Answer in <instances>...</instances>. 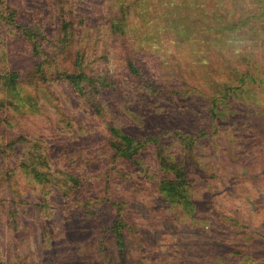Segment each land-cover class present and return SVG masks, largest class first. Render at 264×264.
I'll return each instance as SVG.
<instances>
[{
  "label": "rangeland",
  "instance_id": "rangeland-1",
  "mask_svg": "<svg viewBox=\"0 0 264 264\" xmlns=\"http://www.w3.org/2000/svg\"><path fill=\"white\" fill-rule=\"evenodd\" d=\"M64 5L65 15L58 0L0 4L40 35L37 58L35 40L0 22V74L19 73L16 90L0 91V264H113L115 238L101 254L100 236L119 206L136 262L264 264V0ZM79 53L110 78L102 112L57 77ZM111 127L156 137L185 162L193 207L164 200L153 140L137 166L114 154ZM29 158L85 182L65 195L23 169Z\"/></svg>",
  "mask_w": 264,
  "mask_h": 264
},
{
  "label": "trees",
  "instance_id": "trees-1",
  "mask_svg": "<svg viewBox=\"0 0 264 264\" xmlns=\"http://www.w3.org/2000/svg\"><path fill=\"white\" fill-rule=\"evenodd\" d=\"M62 7V13L65 15L66 13V0H58ZM3 0H0V4H2ZM5 4V1H4ZM0 22L4 27L14 28L19 27V31L26 36L29 40H35V50H34V56L39 58L40 55V49L38 47V37L40 35H37L35 31L32 28L29 27H22L18 26L16 24L15 15L13 13L5 14L6 9H0ZM10 13V12H9ZM62 23L64 24V34L66 41L69 44H72L73 36H74V23L71 20L62 19ZM116 23V21H115ZM115 26H117L115 24ZM120 29V28H119ZM37 38V40H36ZM66 46L63 47L65 49ZM77 69L75 71H61L59 70L57 72V77L59 80L68 82L73 89H75L79 94L85 96L88 98V100L92 103L93 106L96 107V110L99 112H102V98L103 96V89L102 87L107 86L110 82V78L107 75H104L102 73H94L95 69H89L91 64L88 63L87 57L84 55V53H79L77 59H76ZM37 68L41 72V80H44L45 82L48 81V77L46 74V69L43 65L42 61L37 62ZM131 72L139 77H145L146 74H144L140 68H137L135 65L131 66ZM19 78V73L16 71H12L7 74L3 73L0 74V91L3 92L6 91L10 94V92L7 90L14 91L17 89V81ZM157 87H154L153 85V91L156 93ZM223 95H228L227 93H224ZM4 99H0V114L3 111L4 108ZM111 137H110V146L112 147V150L114 151V154L117 157H121L125 160L133 161L134 164L137 166H141V156L144 151H146L148 144L153 140L156 144V151H157V157H158V168L161 172V181H160V192L162 196L164 197V200L166 202H170L172 204L184 207L185 209L191 208L194 205L193 200V184L192 179L189 176V171L186 168V164L183 161H177L171 159L170 156L166 154V150L164 149V146H158V138L154 137H146V138H139L137 136L131 135L129 133H122L118 128L111 127L110 128ZM188 143V142H187ZM186 143V144H187ZM25 167L23 169L32 174L36 181L44 183V184H50V183H56L59 187L62 188L61 190L65 195H68L70 191H72L75 188H78L80 185H83L85 182L83 178H81L79 175L74 173L73 171H58V175H54L52 169H49L46 171L44 170L45 167H48L45 162L41 159L32 158V160L29 158V163L24 164ZM42 167V168H41ZM61 182L62 184L58 183ZM112 204L115 205H122L120 202H112ZM98 210V208L96 209ZM122 211V210H121ZM120 211L119 206V213L114 219V222L111 226L106 227V233L100 236V242H101V254L107 252L106 249V237L108 235H112L115 238L114 243V250L115 252L111 255V257H114L113 264H146L141 260H138L137 262L132 260V255L129 252L128 248V241L126 237V228L128 226L127 222L125 221V218L123 214ZM45 235L47 236V241L49 240V235L47 234V229L45 227L44 229ZM106 247H105V246ZM109 255H106V263L110 262ZM50 264H54V262H51Z\"/></svg>",
  "mask_w": 264,
  "mask_h": 264
}]
</instances>
